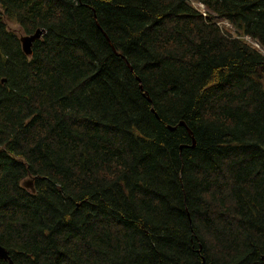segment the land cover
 <instances>
[{"label": "trees", "instance_id": "trees-1", "mask_svg": "<svg viewBox=\"0 0 264 264\" xmlns=\"http://www.w3.org/2000/svg\"><path fill=\"white\" fill-rule=\"evenodd\" d=\"M0 12L11 264H264V55L243 41L264 50V0H0ZM6 22L42 30L29 55Z\"/></svg>", "mask_w": 264, "mask_h": 264}, {"label": "water", "instance_id": "water-1", "mask_svg": "<svg viewBox=\"0 0 264 264\" xmlns=\"http://www.w3.org/2000/svg\"><path fill=\"white\" fill-rule=\"evenodd\" d=\"M41 34H42V30L41 29H36L32 34L20 36L18 38L19 43H20V47H21V50H22L23 54L29 55L30 46H31L32 42L35 41V40H38L39 37L41 36ZM138 88L141 90L140 86H138ZM146 100H148L147 97H146ZM178 126L179 127H183L186 130L187 134L190 136V142H191L190 147H192L194 142H193V138L191 136L190 131L185 127V125L182 122H179ZM173 129L174 128H168V130H170V131H172ZM30 184H31L30 181H25V182L22 183V186L25 189H28L31 193H33V190L31 188ZM0 260L7 261L8 264H11V261L9 260V257H8V254H7V251L4 248H2L1 246H0Z\"/></svg>", "mask_w": 264, "mask_h": 264}, {"label": "rangeland", "instance_id": "rangeland-1", "mask_svg": "<svg viewBox=\"0 0 264 264\" xmlns=\"http://www.w3.org/2000/svg\"><path fill=\"white\" fill-rule=\"evenodd\" d=\"M191 6L195 9H197L198 11H200L201 13H203V8L201 5L199 4H195L193 2H191ZM1 14V12H0ZM216 24L222 28H224V30L228 31V32H231V28L229 27V25L224 22V21H216ZM6 26L8 27L9 30L17 33L18 35H21V32L19 31V28L17 27V25L13 24V23H10V22H6ZM243 41L248 44L250 47L254 48L255 50H257L258 52H260L261 54L264 55V50L261 49L259 47V45L255 42V41H252L250 40L249 38H244Z\"/></svg>", "mask_w": 264, "mask_h": 264}]
</instances>
